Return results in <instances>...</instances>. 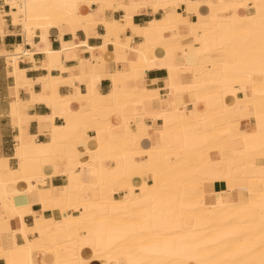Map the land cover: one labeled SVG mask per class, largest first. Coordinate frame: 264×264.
<instances>
[{
	"label": "snow or ice",
	"instance_id": "6c2138e0",
	"mask_svg": "<svg viewBox=\"0 0 264 264\" xmlns=\"http://www.w3.org/2000/svg\"><path fill=\"white\" fill-rule=\"evenodd\" d=\"M0 58V264H264V0H0Z\"/></svg>",
	"mask_w": 264,
	"mask_h": 264
},
{
	"label": "crops",
	"instance_id": "0c3cea01",
	"mask_svg": "<svg viewBox=\"0 0 264 264\" xmlns=\"http://www.w3.org/2000/svg\"><path fill=\"white\" fill-rule=\"evenodd\" d=\"M59 32L58 30H53V34H50L49 39L52 42L53 50L59 51L60 50V40L58 39ZM70 40V35L65 34V42H68ZM24 38L22 36L20 37H11L6 40V42L9 44V50H13V45L19 43L23 44ZM36 43L39 44V39L38 37L36 38ZM89 46L90 47H98V45L95 44V40H89ZM29 50H31V46H27ZM35 59L38 60H43L44 56L42 53H37L36 56L34 57ZM21 64L24 65L25 62L21 61ZM30 69V78H39V75L42 73L44 75H47V72L43 69H33L30 64L27 65ZM153 78H159L163 79V76L161 77H153ZM7 87V77H6V67L2 61V58H0V93H3L4 89ZM102 88L109 89L111 88L110 82L104 81L102 82ZM13 148H14V138H13ZM56 180H59L60 183L56 184V181L53 180L52 183L55 184L56 187H60L63 184V178L57 177ZM38 210V209H36Z\"/></svg>",
	"mask_w": 264,
	"mask_h": 264
},
{
	"label": "bare ground",
	"instance_id": "6f19581e",
	"mask_svg": "<svg viewBox=\"0 0 264 264\" xmlns=\"http://www.w3.org/2000/svg\"><path fill=\"white\" fill-rule=\"evenodd\" d=\"M29 50V49H28Z\"/></svg>",
	"mask_w": 264,
	"mask_h": 264
}]
</instances>
